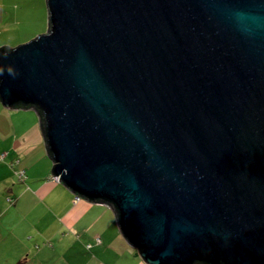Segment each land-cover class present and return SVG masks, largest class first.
I'll list each match as a JSON object with an SVG mask.
<instances>
[{
    "label": "water",
    "instance_id": "95a60500",
    "mask_svg": "<svg viewBox=\"0 0 264 264\" xmlns=\"http://www.w3.org/2000/svg\"><path fill=\"white\" fill-rule=\"evenodd\" d=\"M46 3L0 101L36 111L54 178L145 264H264V0Z\"/></svg>",
    "mask_w": 264,
    "mask_h": 264
},
{
    "label": "crops",
    "instance_id": "0c3cea01",
    "mask_svg": "<svg viewBox=\"0 0 264 264\" xmlns=\"http://www.w3.org/2000/svg\"><path fill=\"white\" fill-rule=\"evenodd\" d=\"M23 16L0 8V46L8 44H3V36L21 25ZM44 27L42 34L48 30L47 3ZM52 168L36 111L8 109L0 101V228L10 225L6 217L11 212L27 211L24 221L34 216L31 221L37 227L57 224L65 229V235L72 231L90 240V259L98 258L100 264H145L121 235L113 210L102 203L77 200L54 178ZM88 233L92 237H87ZM3 238L0 234V264H25L21 262L26 259L22 249L10 255L1 249ZM32 264L43 263L35 258Z\"/></svg>",
    "mask_w": 264,
    "mask_h": 264
},
{
    "label": "rangeland",
    "instance_id": "374dc122",
    "mask_svg": "<svg viewBox=\"0 0 264 264\" xmlns=\"http://www.w3.org/2000/svg\"><path fill=\"white\" fill-rule=\"evenodd\" d=\"M45 1L0 0L1 9L6 8V11L10 10L12 13H24L23 23L16 26L10 35L3 36L5 42L3 44L8 43L6 45L15 47L31 41L33 37L45 31ZM26 213L27 211L20 214V210L17 214L11 212L9 217H6L10 225L0 228V234L4 235L1 249L7 255L15 254L22 249L26 259L23 258L21 262L25 264H32L35 258L41 260L43 264H100L98 258L90 259L92 255L88 245L90 240L80 238L72 231L65 235V229L57 224L45 223L43 227H37L31 221L34 216H29L28 220L24 221ZM86 236L92 237V234L88 233Z\"/></svg>",
    "mask_w": 264,
    "mask_h": 264
},
{
    "label": "trees",
    "instance_id": "16d2710c",
    "mask_svg": "<svg viewBox=\"0 0 264 264\" xmlns=\"http://www.w3.org/2000/svg\"><path fill=\"white\" fill-rule=\"evenodd\" d=\"M21 106V105H20ZM23 107V106H22ZM25 107H27V108H31L30 106H25Z\"/></svg>",
    "mask_w": 264,
    "mask_h": 264
},
{
    "label": "built area",
    "instance_id": "2783aa9c",
    "mask_svg": "<svg viewBox=\"0 0 264 264\" xmlns=\"http://www.w3.org/2000/svg\"><path fill=\"white\" fill-rule=\"evenodd\" d=\"M77 200H80L79 198H77Z\"/></svg>",
    "mask_w": 264,
    "mask_h": 264
}]
</instances>
